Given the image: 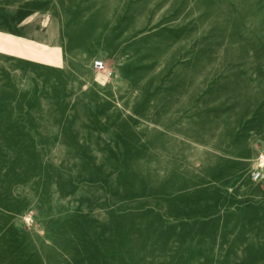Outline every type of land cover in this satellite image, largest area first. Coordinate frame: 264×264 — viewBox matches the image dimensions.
Here are the masks:
<instances>
[{"label":"rangeland","instance_id":"obj_1","mask_svg":"<svg viewBox=\"0 0 264 264\" xmlns=\"http://www.w3.org/2000/svg\"><path fill=\"white\" fill-rule=\"evenodd\" d=\"M0 264H264V0H0Z\"/></svg>","mask_w":264,"mask_h":264},{"label":"built area","instance_id":"obj_2","mask_svg":"<svg viewBox=\"0 0 264 264\" xmlns=\"http://www.w3.org/2000/svg\"><path fill=\"white\" fill-rule=\"evenodd\" d=\"M94 66L100 70H104L105 69V65L104 62L102 60H96L94 62ZM263 174L261 170H256L254 172H252V179L254 181H259L260 179H262Z\"/></svg>","mask_w":264,"mask_h":264}]
</instances>
